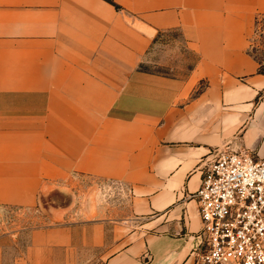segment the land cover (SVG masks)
<instances>
[{"label":"crops","instance_id":"obj_1","mask_svg":"<svg viewBox=\"0 0 264 264\" xmlns=\"http://www.w3.org/2000/svg\"><path fill=\"white\" fill-rule=\"evenodd\" d=\"M263 19L264 0H0V206L70 200L1 232L0 264H193L206 164L264 159ZM169 31L187 77L141 68Z\"/></svg>","mask_w":264,"mask_h":264},{"label":"built area","instance_id":"obj_2","mask_svg":"<svg viewBox=\"0 0 264 264\" xmlns=\"http://www.w3.org/2000/svg\"><path fill=\"white\" fill-rule=\"evenodd\" d=\"M194 197L202 240L193 264H264V159L219 152Z\"/></svg>","mask_w":264,"mask_h":264},{"label":"rangeland","instance_id":"obj_3","mask_svg":"<svg viewBox=\"0 0 264 264\" xmlns=\"http://www.w3.org/2000/svg\"><path fill=\"white\" fill-rule=\"evenodd\" d=\"M256 33V42L259 47L255 48L254 52L260 60L264 61V19L258 23ZM197 59V53L191 49L182 34L178 31H169L158 36L141 68L184 78L190 74ZM111 197L114 198V196ZM69 201L63 196H49L44 199L43 204L30 211L0 206V233L21 229L27 225L40 226L48 217L51 203L62 205Z\"/></svg>","mask_w":264,"mask_h":264}]
</instances>
